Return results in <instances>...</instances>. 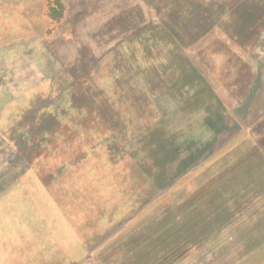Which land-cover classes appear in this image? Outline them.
<instances>
[{
  "label": "rangeland",
  "instance_id": "374dc122",
  "mask_svg": "<svg viewBox=\"0 0 264 264\" xmlns=\"http://www.w3.org/2000/svg\"><path fill=\"white\" fill-rule=\"evenodd\" d=\"M193 1L0 0V264H150L145 232L207 202L159 264L232 263L264 211V0Z\"/></svg>",
  "mask_w": 264,
  "mask_h": 264
},
{
  "label": "trees",
  "instance_id": "16d2710c",
  "mask_svg": "<svg viewBox=\"0 0 264 264\" xmlns=\"http://www.w3.org/2000/svg\"><path fill=\"white\" fill-rule=\"evenodd\" d=\"M199 1L195 0L192 2V4H197ZM57 7L52 8L51 11L53 13V17L59 16L61 14L60 7L61 4L56 0ZM212 10L209 8L204 12L206 15V18L208 19L209 13H211ZM209 21V20H208ZM181 49L179 47L177 52H180ZM181 53V52H180ZM166 54L160 55L157 57L158 63H163L165 60ZM165 63V62H164ZM176 72V69L173 70ZM67 88L72 89V86H68ZM77 90L87 97L89 95V88L82 84L76 85ZM72 91V90H71ZM73 97V96H72ZM71 97V105H73V99ZM75 97V96H74ZM90 103L88 99L86 100L87 103H84L82 105H77L74 107L76 110L79 109V111L83 112L84 115L95 108V105H92L91 102H93L91 97H89ZM75 106V105H73ZM72 106V107H73ZM221 110L223 111V114L226 112V108L222 107ZM50 114H52V123H49L46 127L43 126L41 129L40 134L43 135V138H46V142L50 141L54 137H59L60 132H58L61 128L66 130L68 128V125H70L69 121H67V118H61L60 113L58 111H54L53 109H50ZM78 111V112H79ZM225 111V112H224ZM228 115V114H227ZM227 125L229 128L235 127L239 123V118H236L235 116H227ZM71 121V120H70ZM43 124V122H42ZM61 129V131H62ZM39 144L37 147L34 148L37 149V154L39 153L38 148H40ZM258 152V151H257ZM34 153V152H33ZM260 154H263L261 151L258 152L259 161H264V156L262 157ZM264 155V154H263ZM164 155H162V152L159 154L160 159L156 158L158 165H163V158ZM155 159V157H152V159ZM182 163V162H181ZM252 168H247V171H250ZM260 164L258 166L252 168L257 173H260ZM249 169V170H248ZM168 175V174H167ZM259 175V174H258ZM261 175V174H260ZM167 178L166 174L160 175V181L158 182V188L161 189L164 181ZM261 177V176H260ZM263 177V176H262ZM261 177V178H262ZM209 201V200H208ZM209 207V203L203 204L200 206L199 211L196 214V217L193 216L191 218L185 217L181 220L177 219L171 224L167 225H161L162 227L157 228L156 230H148L145 232V235L143 238H145V242L143 245L139 248V258L146 257L148 262L150 264H159L163 261L173 260L176 257L180 255V253L184 252L189 247L198 245L205 237L207 232H210L213 229H216L217 221L220 220L219 215V208L218 205L212 207L210 210L205 211V214H203V209H207ZM247 237H244L240 239L238 242V245H236L237 250H235V254L231 256L230 262L231 264H264V211H262V214L258 218V221L256 222V226H253L252 228H249L245 232ZM244 234V235H245ZM229 245L231 243L227 242Z\"/></svg>",
  "mask_w": 264,
  "mask_h": 264
}]
</instances>
